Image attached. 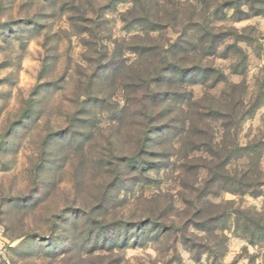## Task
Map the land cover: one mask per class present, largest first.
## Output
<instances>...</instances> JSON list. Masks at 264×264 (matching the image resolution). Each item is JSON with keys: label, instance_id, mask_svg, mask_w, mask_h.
<instances>
[{"label": "rangeland", "instance_id": "374dc122", "mask_svg": "<svg viewBox=\"0 0 264 264\" xmlns=\"http://www.w3.org/2000/svg\"><path fill=\"white\" fill-rule=\"evenodd\" d=\"M252 7L264 0H0V264H264V232L252 243L246 229L264 219V192L198 194L207 153L186 113L225 98L231 83L247 103L264 94V14ZM197 20L223 34L216 54L180 42L199 40ZM242 53L247 69L233 73ZM196 61L227 81L175 73ZM162 124L168 136L154 134L150 147L160 154L127 167ZM255 139L264 140V102L238 133L241 145ZM249 162L227 168L240 174ZM119 163L127 175L111 188ZM261 169L264 182V157ZM90 216L112 231L144 222L124 227L117 245H95Z\"/></svg>", "mask_w": 264, "mask_h": 264}, {"label": "trees", "instance_id": "16d2710c", "mask_svg": "<svg viewBox=\"0 0 264 264\" xmlns=\"http://www.w3.org/2000/svg\"><path fill=\"white\" fill-rule=\"evenodd\" d=\"M232 5V4H230ZM231 7V6H230ZM252 10L255 8H251ZM236 10L240 13L243 12L241 10V5H237ZM253 15L264 14V8H260L257 10H253ZM247 15V14H246ZM199 19V18H198ZM241 19V18H239ZM197 26L200 27L201 36L199 40H187L186 33L181 36V43H190L193 50H202L206 51V54L214 55L216 54L217 47L215 44L217 43V39H219L222 35L221 32H216L214 27L209 28V24L206 22H202L197 20ZM153 24V22H152ZM155 25V24H153ZM156 26H152L150 30H155ZM204 39L209 41L207 46H204ZM188 41V42H187ZM201 55V54H200ZM202 60V59H201ZM232 70L233 73H243L247 69V55L242 53V55L236 60H233ZM194 66H181L179 72H175L177 75H180L182 79H185L189 74L194 77L192 83L200 84L203 82H207L212 75H214L217 71L212 64H201V61H196ZM216 75V74H215ZM221 78L216 77V83L219 81H227V76H224L223 72H220ZM202 79V80H200ZM218 80V81H217ZM230 91H225L226 97L219 99L216 97H212L210 102L203 103L201 100H195L189 104H187V118L189 120L190 127H193V131L196 133V136L199 137V141H196L195 147L198 151H204L207 153L205 157H200V159L204 160L203 166L208 168L209 176L205 180V187L198 189V194L200 196H208L210 194L218 193L217 189H224L225 191L231 192H240L242 193H251L254 196H260L264 192V182L261 181V177L263 176V170L261 169L262 159L264 157V140L263 139H255L248 142L246 145H241L238 142V133L240 130V126L243 121L249 118L252 114H254L255 110H257L260 105L264 102V94H259L248 103L244 99L243 91H239L238 86L234 83H231ZM156 93L154 92L153 95ZM190 101V99H189ZM158 114H154L151 112H147L146 116L149 120H153ZM162 116V115H161ZM222 123L220 126L224 129V134L221 138H218L217 131V123ZM216 124V125H215ZM158 127V128H157ZM189 127V128H190ZM185 130V127H183ZM186 132V130H185ZM163 133L166 137L169 133V128L167 124L156 125L154 127H149L144 133V137L142 139L141 148L136 152L134 157H131L127 160V167L130 165L134 169L143 170L146 166L145 164V155L147 153L150 154H160V151H152L150 147L154 142V134ZM246 158L249 162V167L247 170H244L240 174L237 171H229L227 168L228 165L232 163V160ZM122 164L116 165L114 168V182L111 184V188L116 187L122 181H124V177L127 175L126 172L122 171ZM202 166V167H203ZM126 174V175H125ZM107 190V189H106ZM109 190V188H108ZM109 191H105L103 194V198H108ZM63 219H67L68 214L63 215ZM223 217L222 215L217 218H211L214 222L218 221ZM92 220V224H87L91 227L88 231L86 237L88 239L94 238L95 245H108V244H118L119 241L125 240L127 238V230L139 229L141 223L144 221H139L137 223L127 222L116 223L115 230L112 231L109 226H104V222L100 220H95L92 216L89 217ZM264 219L256 220L246 226V229L252 233V243H257V240L254 239V235L258 232H264ZM140 223V224H139ZM149 223H154L158 225V220L152 218L149 220ZM206 223V222H205ZM204 222L198 226L201 230H206V225ZM135 224L136 227H135ZM62 223L58 224L61 226ZM168 229L172 228L171 224L168 222H162L159 224ZM96 227V228H94ZM110 228V229H109ZM97 229V230H96ZM211 228H207L209 230ZM75 236V235H74ZM56 244V241H53L51 245ZM56 247V246H54ZM56 249V248H54Z\"/></svg>", "mask_w": 264, "mask_h": 264}]
</instances>
